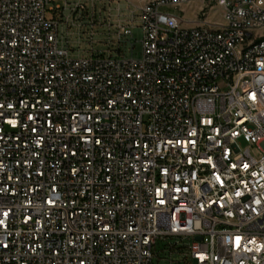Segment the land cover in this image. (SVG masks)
Instances as JSON below:
<instances>
[{
	"label": "built area",
	"instance_id": "obj_1",
	"mask_svg": "<svg viewBox=\"0 0 264 264\" xmlns=\"http://www.w3.org/2000/svg\"><path fill=\"white\" fill-rule=\"evenodd\" d=\"M103 1L121 3L0 0V264H264V38L238 46L264 12L125 0L106 52ZM195 2L194 20L162 11ZM137 10L138 57L120 47ZM61 24L91 49L74 56Z\"/></svg>",
	"mask_w": 264,
	"mask_h": 264
},
{
	"label": "rangeland",
	"instance_id": "obj_2",
	"mask_svg": "<svg viewBox=\"0 0 264 264\" xmlns=\"http://www.w3.org/2000/svg\"><path fill=\"white\" fill-rule=\"evenodd\" d=\"M55 3H51V5L60 3L64 5L65 0H54ZM102 8V16H101V22L102 25H98L95 28V42H97L94 45L95 50H100V51H108L109 49H112L114 52H117L119 46L118 44H112L109 45L107 44L109 35H108V30H109V25L113 23L114 28H112L113 33L116 31L117 32V25L119 24V20L123 22L125 25H132L131 23V14L129 11V3L125 0H121V3L119 4L117 1L112 2L111 4L108 1H103L102 4H99V8ZM120 7V10H118ZM203 7L202 3L200 2H195L192 5H184L182 8H170V7H163L162 11L165 13H173L179 17H182L185 21H190L194 20ZM68 13V10L66 11V14ZM139 10L136 11V22H135V29H134V39L131 41H127L126 43L121 44V50L123 53H126L128 55H131L132 52V44H135V56L138 57L141 53V44L140 41L142 39L143 33L141 29V25L139 23ZM100 16V13H98ZM209 18L211 20H214L216 23H224V17L222 16V10L219 7H216L214 9L209 10ZM49 16V14H48ZM62 17V16H60ZM59 17V18H60ZM100 18V17H99ZM83 32L87 31V28L84 27L82 29ZM78 32L79 28L77 26H72L68 31L67 25L66 24H61L60 26V33L61 35L64 34L65 36L67 33H69V38L71 41V48H72V53L74 56H78L79 54H84L88 52L92 44H90L86 38H88V35H83V38L80 40V43H78ZM242 145L244 147L247 146V143L242 142ZM159 249L163 248V245H159ZM161 258L165 257L164 252H161ZM161 264H169L168 261H162Z\"/></svg>",
	"mask_w": 264,
	"mask_h": 264
},
{
	"label": "bare ground",
	"instance_id": "obj_3",
	"mask_svg": "<svg viewBox=\"0 0 264 264\" xmlns=\"http://www.w3.org/2000/svg\"><path fill=\"white\" fill-rule=\"evenodd\" d=\"M253 3L254 8L258 9L259 12H264V0H253ZM253 38H264V25H260L253 30V34H239L238 46H246V42H253ZM12 112L14 114H26L27 106H23L21 102H12ZM136 244L141 250H151L155 247V237L149 232H140L136 236Z\"/></svg>",
	"mask_w": 264,
	"mask_h": 264
},
{
	"label": "crops",
	"instance_id": "obj_4",
	"mask_svg": "<svg viewBox=\"0 0 264 264\" xmlns=\"http://www.w3.org/2000/svg\"><path fill=\"white\" fill-rule=\"evenodd\" d=\"M137 3H138V4H140V3H141V1H140V0H137Z\"/></svg>",
	"mask_w": 264,
	"mask_h": 264
}]
</instances>
